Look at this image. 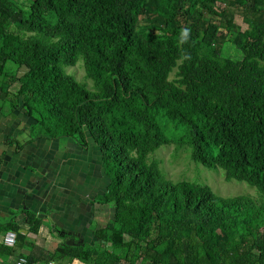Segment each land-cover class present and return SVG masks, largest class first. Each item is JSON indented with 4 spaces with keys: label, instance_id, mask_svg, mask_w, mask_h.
Returning a JSON list of instances; mask_svg holds the SVG:
<instances>
[{
    "label": "trees",
    "instance_id": "trees-1",
    "mask_svg": "<svg viewBox=\"0 0 264 264\" xmlns=\"http://www.w3.org/2000/svg\"><path fill=\"white\" fill-rule=\"evenodd\" d=\"M80 60L89 88L66 70ZM6 105L32 141L97 146L108 178L95 200L112 216L92 245L37 256L1 223L29 264H264V0H0V119ZM164 144L262 199L173 181L149 159Z\"/></svg>",
    "mask_w": 264,
    "mask_h": 264
},
{
    "label": "crops",
    "instance_id": "crops-1",
    "mask_svg": "<svg viewBox=\"0 0 264 264\" xmlns=\"http://www.w3.org/2000/svg\"><path fill=\"white\" fill-rule=\"evenodd\" d=\"M17 112L14 118H6V123L0 119V142L14 139L11 146H0V244L6 247L0 252V264H13L19 256L26 258L32 252L27 243L4 244L5 234L14 230L2 231L3 221L16 224L17 232L37 247L36 255L43 256L41 251L56 252L67 240L71 241L68 245H92L94 229L112 216L109 205L95 200L108 184L98 147L90 144L84 149L72 139L62 138L32 141L30 119ZM17 144L21 146L18 150ZM27 212L41 220L35 233L26 223ZM49 262L65 264L60 257ZM79 263L83 262L73 259L68 264Z\"/></svg>",
    "mask_w": 264,
    "mask_h": 264
},
{
    "label": "rangeland",
    "instance_id": "rangeland-1",
    "mask_svg": "<svg viewBox=\"0 0 264 264\" xmlns=\"http://www.w3.org/2000/svg\"><path fill=\"white\" fill-rule=\"evenodd\" d=\"M230 11L234 13L236 21L241 24L243 28H245L246 24L242 19L241 11L239 9H233ZM229 44H227L225 47V55L233 58H240L242 56L241 52L238 51L235 46ZM81 62L82 61L80 60L74 66H67L66 70L68 73L74 75L79 82L86 83V86L89 88L92 85V81L85 78V71ZM24 69V67L19 68L18 74H21ZM14 88L15 85L11 87V90ZM1 113V121L3 123L7 122L8 119L6 118L8 117H15V113L13 114L10 112L8 105L3 108ZM17 114H19V112H17ZM165 135H169V133H165ZM176 135H178V131ZM149 159L158 161L160 168L164 171L166 176L173 181L188 180L195 183H206L213 189L215 193L225 196L245 193L257 200H260L261 198L257 189L250 186L247 182L226 180L225 174L221 168H208L204 167L200 163L192 161L189 157V149L186 147L176 150L173 144H164L153 154H151ZM109 207L112 212V206ZM22 229L24 230L25 227L22 226Z\"/></svg>",
    "mask_w": 264,
    "mask_h": 264
},
{
    "label": "built area",
    "instance_id": "built-area-1",
    "mask_svg": "<svg viewBox=\"0 0 264 264\" xmlns=\"http://www.w3.org/2000/svg\"><path fill=\"white\" fill-rule=\"evenodd\" d=\"M4 244L7 246H14L16 244V233L14 231H8L4 238ZM13 264H28L27 259L23 256H19ZM49 264H56L55 262H49ZM83 264V263H79Z\"/></svg>",
    "mask_w": 264,
    "mask_h": 264
},
{
    "label": "water",
    "instance_id": "water-1",
    "mask_svg": "<svg viewBox=\"0 0 264 264\" xmlns=\"http://www.w3.org/2000/svg\"><path fill=\"white\" fill-rule=\"evenodd\" d=\"M70 243H71V241H69V240L66 241V244H70Z\"/></svg>",
    "mask_w": 264,
    "mask_h": 264
}]
</instances>
